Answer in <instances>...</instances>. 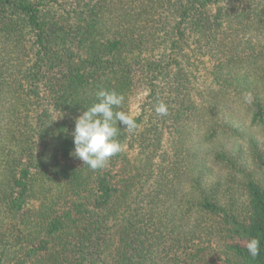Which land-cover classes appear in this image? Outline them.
Segmentation results:
<instances>
[{
  "label": "trees",
  "instance_id": "trees-1",
  "mask_svg": "<svg viewBox=\"0 0 264 264\" xmlns=\"http://www.w3.org/2000/svg\"><path fill=\"white\" fill-rule=\"evenodd\" d=\"M218 1L0 0V264H264V181L249 164H264V0H222L214 14ZM162 17L174 21L146 59L147 109L118 136L139 143V163L125 172L121 151L91 170L71 155L75 119L99 89L128 113L131 62ZM181 41L215 55L217 98L192 99L170 66ZM51 183L72 195L30 219Z\"/></svg>",
  "mask_w": 264,
  "mask_h": 264
},
{
  "label": "rangeland",
  "instance_id": "rangeland-1",
  "mask_svg": "<svg viewBox=\"0 0 264 264\" xmlns=\"http://www.w3.org/2000/svg\"><path fill=\"white\" fill-rule=\"evenodd\" d=\"M61 1L66 7L68 4L71 3L73 0H59ZM83 1V0H82ZM85 1V0H84ZM224 4V1L219 0L215 4H210L209 10L211 12L217 13L220 10V6ZM172 18H163L161 25L157 27L155 31V40L153 43L154 48L152 51H148L144 49L142 56L139 59H135L132 63V68L130 72L131 76V85L129 88L128 93V100H127V110L128 113L132 116L137 115L143 112V109H147V93H148V86H147V68H146V59L152 58L157 59L160 58L162 52L166 49V39L169 38V27L173 24ZM163 25V26H162ZM175 55L177 62H172L170 66H174L173 70L176 69L177 66L181 68L182 71H178L176 74L181 75L182 73V81L188 85V94L192 95V99L194 97L196 99L202 98H209L211 94H214L216 98L218 97V90L220 87V82L217 80H213L212 75L210 74L211 69L214 67V63H217L215 55L212 56L210 53H201V51L194 47V44H188L186 42L181 41L178 43V47L175 49ZM164 63V62H163ZM165 64V63H164ZM172 70V71H173ZM171 76V75H170ZM167 77V75H166ZM169 77V76H168ZM176 84L177 80H173ZM167 85V84H166ZM187 90V89H186ZM211 92V93H210ZM217 94V95H216ZM215 98V99H216ZM235 102L234 109L232 110L234 114H228V117L237 119L243 113V109L239 111V107L241 104ZM233 106V104H232ZM223 110V112H222ZM225 108L218 110V114L221 115L225 113ZM248 130V129H247ZM246 133V131L244 132ZM261 141H263V145H261L264 149V132L259 134ZM243 141V140H242ZM133 145L129 146L127 143L123 147L122 153L126 155L127 164L125 167L122 166L124 171L126 172L125 168L134 166L139 163V143L135 140L131 141ZM240 142V139H239ZM174 143L173 140V133L164 132L163 138L161 141V145L164 148H169ZM176 143V142H175ZM178 144V143H176ZM143 155V154H142ZM144 156V155H143ZM155 161L157 160L154 159ZM253 160H249L250 169L253 170V175L256 178H259L264 181V164L261 166L254 168ZM121 163H117L115 168H119ZM122 174L118 176V179H121ZM61 184L51 183L48 189V192L45 195H36L35 198H32L30 201L29 209L31 217L36 218L38 215V207L40 203L43 202L47 207V211L53 213L54 211L60 210L64 207V200L69 199L68 195H72V193L67 191H61L60 186ZM45 208V206H43ZM38 218V217H37Z\"/></svg>",
  "mask_w": 264,
  "mask_h": 264
},
{
  "label": "clouds",
  "instance_id": "clouds-1",
  "mask_svg": "<svg viewBox=\"0 0 264 264\" xmlns=\"http://www.w3.org/2000/svg\"><path fill=\"white\" fill-rule=\"evenodd\" d=\"M93 103L75 119L73 136L74 151L71 153L91 170L104 168L109 160L123 151L118 139L120 127L129 133L139 125L126 111L120 110L124 96L115 90L99 89L94 93ZM155 111L166 115L167 108L160 102ZM247 251L252 257L260 252V241L253 237L247 243Z\"/></svg>",
  "mask_w": 264,
  "mask_h": 264
}]
</instances>
